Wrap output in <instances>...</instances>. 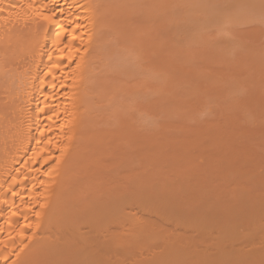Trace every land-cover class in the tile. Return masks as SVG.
I'll return each instance as SVG.
<instances>
[{"label": "bare ground", "instance_id": "bare-ground-1", "mask_svg": "<svg viewBox=\"0 0 264 264\" xmlns=\"http://www.w3.org/2000/svg\"><path fill=\"white\" fill-rule=\"evenodd\" d=\"M214 1L0 0V264H264V46L220 28L264 4Z\"/></svg>", "mask_w": 264, "mask_h": 264}, {"label": "rangeland", "instance_id": "rangeland-1", "mask_svg": "<svg viewBox=\"0 0 264 264\" xmlns=\"http://www.w3.org/2000/svg\"><path fill=\"white\" fill-rule=\"evenodd\" d=\"M195 1H196L197 3L199 2L200 4H198V5H199V6L202 5V7H204L203 5H206V2H207V0H195ZM203 1H204V2H203ZM205 1H206V2H205ZM218 1H220V0H218ZM222 1H223V0H221V2H222ZM235 1H237V0H235ZM235 1H234V3H235ZM251 1H252V0H251ZM253 1H254V0H253ZM253 1H252V2H253ZM201 2H202V4H201ZM210 2H211V0L208 1L207 3H210ZM214 2H215V1L213 0V2H211L210 4H208V5H210L209 8L212 7V9H213V6H212V5H214L215 3H216V5H217V2H215V3H214ZM228 2H231V3H232V1H228V0H227V4H225V3L223 2L222 4L219 3V5H223V4L228 5ZM197 3H196V4H197ZM234 3H232V5H233ZM236 3H237V2H236ZM262 3L264 4V0H262L261 4H262ZM229 4H230V3H229ZM208 5H206V6H208ZM216 5H214V6H216ZM230 5H231V4H230ZM236 5L238 6V5H240V4H236ZM206 6H205V7H206ZM217 6H218V5H217ZM233 6H234V5H233ZM241 6H242V4H241ZM246 6H247V5H246ZM255 6H256V5H255ZM224 7H225V6H224ZM228 7H229V5L226 6V8H224V9L226 10V9H228ZM234 7H235L236 9L238 8V7H236V6H234ZM247 7H248V6H247ZM252 7H253V4H252ZM256 7H258V6H256ZM259 7H260V6H259ZM206 8H207L209 11L211 10V9H209L208 7H206ZM214 8H215V7H214ZM217 8H219V7H217ZM220 8H221V7H220ZM229 8H231V7H229ZM235 8L233 9L234 11L236 10ZM261 8H262V7H261ZM261 8H260V9H261ZM221 9H222V8H221ZM239 9L242 10L241 12H239L240 15L243 14V16L245 17L244 19H243V17H242V19H243L242 22H240V19H237V18H238L237 16L239 15V13H237V12L240 11ZM239 9H237V12H236L237 14H236V15H233V16H234V20H233V16H232V15L228 16L229 18L232 17L230 20H229V19H228V20L231 21L233 24L235 23L234 21L239 20V21H238L239 24L237 23L238 25H235L236 23L233 25L231 22H228L226 17H225L226 21L223 19V20H222V24L220 23V26H221V25H224V26H225V27H224V26H221V27H220V28L224 27V29L222 30V33H221V34L224 35V38H225V40H226L225 42L228 43L229 46H230L229 48H227V51H226V52H229V51L231 52V50H232L231 48H233L234 45H235V49H237L238 46L236 47V45H237V44H240V43H238L239 39H243V38L245 37L244 33H249V32H251L252 30L254 31L255 29H257V31H259L258 34L260 33V34H259L260 36H258V35L256 36V38L259 37V38L257 39L258 42H257V41H253V42H252V41L250 40L251 38H250V39L247 38V40H250V41H251V43H252V48L256 45L255 42H257V44H260L261 47L264 46V10H263L264 7H263L262 10H260L262 13H261V12L258 13L259 9L256 10V9H254V8H252V9H254V10H251V8H250V9L247 11V10H246L247 8H245L244 5L242 6V9H241V8H239ZM244 9H245V11H247V12H244ZM174 10H179V11H176V12L179 13V12H181V11L183 10V8L177 9V8L175 7ZM174 10H173V11H174ZM222 10H223V9H222ZM225 10H224V11H225ZM233 10H231V11L229 10L230 14H232L231 12H232ZM255 10H256L257 12H256ZM226 11L228 12V10H226ZM234 11H233V13L235 14ZM249 11H250V12H249ZM251 11L254 12V13H252ZM176 12H175V13H176ZM229 12H228V15H229ZM242 12H243V13H242ZM175 13H174V14H175ZM241 13H242V14H241ZM248 13H250L251 15L248 14ZM174 14H173V15H174ZM179 14H180V13H179ZM179 14H178V15H179ZM225 14H226V13H225ZM246 14H247L248 16H246ZM262 14H263V15H262ZM176 15H177V14H176ZM176 15H175V16H176ZM178 15H177V16H178ZM240 15H239V17H241ZM226 16H227V14H226ZM235 16H236V17H235ZM261 16H263V17H261ZM235 18H236V19H235ZM224 21H225V22H224ZM227 22L229 23V25L227 24L228 26H230V23H231V27H230V28H229V27H226L225 24H226ZM224 23H225V24H224ZM232 26H234V27H232ZM216 27H217L218 29H220V28H219V23H218V26H216ZM233 28H234L236 31H238V32L240 33L241 36L244 35V37H243V38H239V36L235 35V34H237V33H234V29H233ZM210 29H211V28H210ZM228 30H229V31H228ZM230 30H231L232 32H231ZM249 30H250V31H249ZM205 31H207V30L205 29ZM209 31H210V30H209ZM211 31H212V30H211ZM211 31H210V33H213V31H212V32H211ZM214 31H215V29H214ZM248 31H249V32H248ZM206 33H208V32H206ZM215 33H216V32H214V36H215ZM250 34H251V33H250ZM250 34H249V35H250ZM217 35H218V33H217ZM227 35H229V36L227 37ZM238 35H239V34H238ZM253 35H254V34H253ZM219 36H220V35H219ZM231 36L234 37V38H232ZM215 37H216V36H215ZM231 38H232V39H231ZM252 38H255V37L252 36ZM223 40H224V39H223ZM228 40H229V41H228ZM243 40H244V39H243ZM233 41H234V42L236 41V42H235L236 44L233 43ZM245 41H246V40H245ZM229 42H230V43H229ZM226 43H225V44H226ZM241 43H242V44L239 45V47L242 46V45H244L243 42H241ZM251 43H249V44H251ZM253 43H255V44H253ZM228 44H226V45H227L226 47H228ZM231 44H234V45L232 46ZM260 45H256V46H257V47H260ZM223 46H225L224 43H223ZM231 46H232V47H231ZM248 46H249V45H246V44H245V47H248ZM219 47H220V48H223L222 45L219 46ZM239 47H238V48H239ZM257 47L255 48L256 50H257ZM261 47H260V48H261ZM240 48H241V47H240ZM242 48H243V46H242ZM223 49H225V47H224ZM228 49H229V50H228ZM235 49H233L234 52H232V53H234V54H235ZM250 49H251V48H250ZM250 49H249V50H250ZM220 50H221V49H220ZM233 50H232V51H233ZM238 50H239V49H238ZM245 50H246V49H245ZM256 50H255V51H256ZM263 50H264V49L262 48L261 51H263ZM255 51H254V52H255ZM257 51H258V50H257ZM230 52H229V54H231ZM239 52H242V51L240 50ZM246 52H247V51H246ZM252 52H253V50L251 49V50H250V54H251ZM242 53H243V52H242ZM242 53H241V54H242ZM244 53H245V51H244ZM248 53H249V51H248ZM262 53H263V52H261V55H262ZM234 54H233V56H234ZM236 54L238 55V53H236ZM236 54H235V57H236ZM254 54H255V53H254ZM259 54H260V53H259ZM247 55H248V54H247ZM227 56H228V54H227ZM263 56H264V55H263ZM230 57H231V55H230ZM235 57H234V58H235ZM239 57H240V56H239ZM235 59H236V58H235ZM235 59H233V60L230 59V60L232 61V64H233V65H237V64H238V62H237V64H235V61H237V60H235ZM211 63H212V62H211ZM211 63L209 64V67H210V65H211V66L213 65V63H212V64H211ZM209 67H208V68H209ZM211 69H212V68H211ZM213 69H214V68H213ZM208 70H210V69H208ZM207 72H208V71H207ZM208 79H209V78H208ZM210 79H211V78H210ZM210 79H209V81H210ZM245 91H246V90H245ZM242 92H243V89H241V91H239L238 94H242ZM261 93H262V92H261ZM237 96H238V95H237ZM240 96H241V95H240ZM245 96H246V95H245ZM252 111H253V110H252ZM252 111H250V112H252ZM250 112H248L249 115L251 114ZM253 112H254V111H253ZM255 113H256V112H255ZM259 113H260V112H259ZM259 113H258V114H259ZM253 114H254V113H252L251 116H252ZM258 114L256 113L255 116H260L261 114L264 115V113H260L259 115H258ZM202 115H203V114H202ZM204 115L206 116V115H208V114L205 112ZM204 115H203V116H204ZM249 115H248V116H249ZM199 116L202 118L201 115H199ZM205 116H204V118H205ZM262 117H264V116H262ZM249 118L252 120L253 116H252V118H251V117H249ZM258 118H261V117H258ZM250 119H249V120H250ZM253 119H254V122H252V123H251V120H250L251 125H252L253 123H255V124L259 123V125L262 124V122H261V123L258 122V121L256 122L257 119H255V118H253ZM262 119H263V118H262ZM262 119H260V120H262ZM252 121H253V120H252ZM255 124H253V125H255ZM263 124H264V122H263ZM255 127H257V126H255ZM255 127H253V129H254ZM260 127H262V126H260ZM260 127H259V129H260ZM251 128H252V127H251ZM257 128H258V127H257ZM263 128H264V126H263ZM255 129H256V128H255ZM256 130H258V129H256ZM261 131H262V129H261ZM263 131H264V130H263ZM256 242H258V240H257ZM260 242L263 243L262 241H260ZM257 244H259V247H260V243H257ZM261 245H263V244H261ZM259 247H258V248H259ZM259 249H260V248H259ZM263 249H264V248H263V246H262V248H261L262 252H264ZM135 250H136V249H135ZM136 251H137V250H136ZM262 252H260V253H261V254H264V253H262ZM134 253H135V251H134Z\"/></svg>", "mask_w": 264, "mask_h": 264}]
</instances>
